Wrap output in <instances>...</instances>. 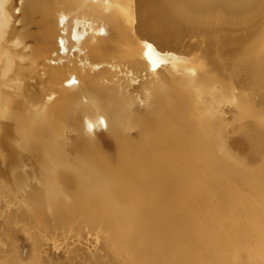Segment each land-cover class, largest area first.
<instances>
[{
	"label": "bare ground",
	"instance_id": "bare-ground-1",
	"mask_svg": "<svg viewBox=\"0 0 264 264\" xmlns=\"http://www.w3.org/2000/svg\"><path fill=\"white\" fill-rule=\"evenodd\" d=\"M132 3L130 24L106 0H0V215L19 234L0 238V264H49L57 246L74 256L86 234L103 256L82 264H264V106L253 98L264 85V0ZM101 25L114 32L103 57L90 45ZM10 37L29 41L25 54L5 46ZM147 38L163 41L155 48L171 65L151 71ZM111 58H132L126 77L104 67ZM237 67L251 70L248 83L230 77ZM160 75L149 97L143 84ZM223 101L233 109L218 111ZM99 116L105 134L87 127ZM68 127L79 142L63 156Z\"/></svg>",
	"mask_w": 264,
	"mask_h": 264
},
{
	"label": "rangeland",
	"instance_id": "rangeland-1",
	"mask_svg": "<svg viewBox=\"0 0 264 264\" xmlns=\"http://www.w3.org/2000/svg\"><path fill=\"white\" fill-rule=\"evenodd\" d=\"M11 2L12 1H10L9 4ZM139 6L141 7L140 3H139ZM151 11L155 12L157 10H156V8H153ZM9 12L11 14L10 16L12 17L11 18V22H10V26L12 27V29L13 28L15 29L18 26L17 25V21H16V17L18 15V12H17L15 7L11 8ZM71 15H73L72 18H74V19H83V16L84 17L86 16V15H81V14H77V13H74V14H71ZM161 21H163V22L166 21V17H163V19H161ZM106 29H107L106 34H103V35L100 34L98 37H96L94 40H92L91 44H90L92 47H94L96 49L97 54L101 55V57L104 56L103 50H104L105 47L109 46L110 40L113 38V35H114V32L112 30H109L108 28H106ZM147 31H149V30L148 29L142 30L141 31V35L146 34ZM142 33H144V34H142ZM148 40H149L148 42L152 43L158 49L163 44V41H161L159 39L153 38L151 40L150 39H148ZM184 42L186 43L187 41L184 40ZM28 44H29L28 40L25 41L24 43H16V41L12 37L8 38L7 41L5 42V46L6 47H8V46L9 47H13L16 50H18L19 52H21L22 54L26 53V49H27ZM171 46L174 48V46H176V45H172L171 44L168 47H170L172 49ZM68 49H69V51L67 50V53L69 55H71V56L73 54V56L76 57V55L78 54L77 48L75 46H72V47H70ZM215 49L218 51L216 46H215ZM75 53H76V55H74ZM178 58H179V56H178ZM40 59L41 58H38L37 62L40 61ZM116 60L117 59H114V58L112 59L111 58L108 62L104 63V67L108 68L111 71V72L110 71L109 72L111 73L112 76H114V78L123 79L124 77L127 76L125 70H128L130 68V63H131V66H132L134 61L132 60V58H128V59L127 58H122V59H118V61H116ZM125 60L127 61V63L124 62ZM188 60H190V59H188ZM191 61H192L191 63L189 62L190 64H193V63L194 64H201V63L205 62V59L204 58H197L194 61L193 60H191ZM168 62L169 61H166V63L163 64L156 71H159V70L164 69L165 67H168L169 65H171ZM123 63H125V64H123ZM250 71H251L250 69L247 70V69H242V68H238L237 67L236 69H234L230 73V77L233 80H235L236 82L248 83L249 79H250V74H249ZM41 73H43V71H40V74ZM162 76L160 75L159 79H157L156 78L157 76H156L155 79L151 80L150 82H146L145 84H143L142 91L145 92V93H149V91L151 92V90L154 91L153 89L156 90V88H158L162 84L163 79L165 78V76H163V78H162ZM237 77H239V78H237ZM156 84H157V86H156ZM155 86H156V88H155ZM263 87H264V85L262 86V88H260L259 91H257V93L253 94L254 97L252 96L255 99V102L257 103V106H264V104H263L264 103V88ZM131 88L133 89V88H135V86L132 85ZM53 92H54V89L50 88L49 92L45 94V98L47 99V96L50 95V94H53ZM256 95H257V97H256ZM13 104L14 105L15 104L18 105V104H20V101L18 102V101L14 100ZM226 108H228V109H226ZM229 109L230 110L233 109V105H232L231 102L223 101V102L217 104V110L220 111L221 113H225V111H229ZM94 125H95V128H98L99 131L102 134L107 133V131H106L107 127L105 128L104 126L100 125L97 122ZM233 128H234V125L233 124H229L227 120H225L223 122V129L225 131H227L228 133L232 132ZM84 135H85L84 136V138H85L87 136L89 137L90 134L86 133ZM58 138L61 141V143L59 145V147H60L59 149L61 151V154L63 156L64 155H70L71 156L70 153H72L73 149L76 146V143L79 142V136L76 135L75 129L73 128L71 130L69 127L68 128H64L63 130H61ZM19 161L21 162L20 164H21V166L23 168L34 171V173L37 174L38 176L42 174L43 166H40L37 163V161L33 157H31L30 155H26V153H22ZM9 175H5V179L8 180V181L11 180V176H9ZM24 213H26V210L24 211ZM18 235H19L18 232H15L14 229L10 228L9 224L7 223V221L0 215V238L6 240V239H8L10 237H18ZM91 237L92 236H89V234H86V235H84L82 237L83 239L81 238V240L78 241V242H81L82 240L83 241L85 240L83 245H82V247L83 246L84 247L82 248V252L81 253H78V254L76 253L74 256H69L67 253H65L63 250H61L60 247H58V246L57 247H53L55 252H54V250L51 251V254L49 256V264H60V263L61 264H79V262H80V264H82V263H85V261L87 260L88 257H94V256L101 257V256H103L102 255L103 253L101 252L99 244L94 243L93 240H92L93 237L92 238ZM88 238L91 239V240H88ZM87 240H88V242H87ZM20 247H21L22 250H25L27 252V250L29 249V243H27L26 241H22V244L20 245ZM97 254H100L101 256L97 255ZM80 257L82 258V260L80 259ZM67 258H72V259H67ZM249 262L250 263H255V261L252 258L249 259Z\"/></svg>",
	"mask_w": 264,
	"mask_h": 264
},
{
	"label": "snow or ice",
	"instance_id": "snow-or-ice-1",
	"mask_svg": "<svg viewBox=\"0 0 264 264\" xmlns=\"http://www.w3.org/2000/svg\"><path fill=\"white\" fill-rule=\"evenodd\" d=\"M112 7L119 9L126 17L128 23L132 24L135 22L134 4L132 3V0H129V2L126 5H121L119 3L112 4L110 0H106V10H110ZM17 11H19V9H17ZM58 17H59V23L61 25H63L65 21L68 19V16L64 12L58 13ZM78 24H79V21H77V25ZM97 31L99 34L103 35V34H106L107 29L105 26L101 25L97 29ZM77 39H79L78 35H77ZM142 43H143L144 48L147 50L146 60L148 62V65L150 66L151 71L155 73L157 69H159L163 64L166 63V61L161 57V55L159 54V52L157 51V49L152 43L148 41H143ZM61 48L62 50L67 51V49L64 48L63 41H61ZM96 67H99V65H96ZM189 72L191 75L195 76L196 69L195 68L189 69ZM156 78L159 79V77H156ZM66 83L68 85L74 86V85H77L79 81L75 75H72L70 79L66 81ZM148 95L150 97L151 93L149 92ZM54 98H55V94L54 93L50 94L47 96V101L51 102ZM231 99H232V102L234 103L236 102L234 95ZM141 103H144V101H141ZM34 107H36L37 111H39V106H34ZM45 110H46V106H45ZM97 123H99L100 125L104 127H107L106 119L103 116H99L97 118ZM87 127L89 128V130H91L95 127V125L91 121H87Z\"/></svg>",
	"mask_w": 264,
	"mask_h": 264
}]
</instances>
